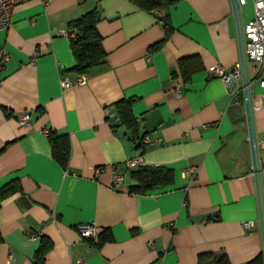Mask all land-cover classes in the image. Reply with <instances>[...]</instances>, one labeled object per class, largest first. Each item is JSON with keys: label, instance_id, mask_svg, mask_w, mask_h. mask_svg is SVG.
I'll list each match as a JSON object with an SVG mask.
<instances>
[{"label": "crops", "instance_id": "crops-1", "mask_svg": "<svg viewBox=\"0 0 264 264\" xmlns=\"http://www.w3.org/2000/svg\"><path fill=\"white\" fill-rule=\"evenodd\" d=\"M94 10L107 59L80 75L70 24ZM170 12L174 30L153 51L165 24L132 0H20L0 32V190L21 187L0 209V264H37L43 239L44 264H200L209 254L247 264L264 254L243 79L235 103L209 72L241 65L232 0H179ZM254 15L249 0L244 26ZM183 61L199 67L188 81ZM250 73L264 187L261 67L250 63ZM122 101L133 102L139 140L122 123ZM51 131L71 138L68 169L53 157ZM138 157L173 169L175 182L131 193L139 168L127 163ZM85 223L110 239L85 240Z\"/></svg>", "mask_w": 264, "mask_h": 264}, {"label": "trees", "instance_id": "trees-1", "mask_svg": "<svg viewBox=\"0 0 264 264\" xmlns=\"http://www.w3.org/2000/svg\"><path fill=\"white\" fill-rule=\"evenodd\" d=\"M138 4L143 10L155 15L161 22L165 24L166 38L163 42L155 45L153 51L161 49L165 41L170 38L174 30L171 21V7L179 0H132ZM100 14L97 10L91 11L83 17L73 21L70 24V35H75L72 38V47L77 59V65L73 71L80 75L89 74L90 71L106 62L107 53L103 47V37L98 30ZM199 67H186V62H181V71L186 81L190 80L191 75ZM132 101H122L117 104L119 116L122 123L126 125L132 133L134 140H139V123L136 120ZM52 153L54 159L65 169H68L72 154L71 138L69 134H58L51 131L49 133ZM132 178L135 184L130 187L131 193L145 195L157 188L167 187L175 182V173L173 169L166 167H139L132 173ZM21 190L18 181L6 185L0 190V209L5 200L15 195ZM108 234H100L98 242L92 244L102 245L108 241ZM51 245L43 239L41 249L37 257V264H44L45 255ZM200 264H232L227 255L215 256L212 254L204 255L200 259ZM247 264H264V254H261L255 260Z\"/></svg>", "mask_w": 264, "mask_h": 264}, {"label": "built area", "instance_id": "built-area-1", "mask_svg": "<svg viewBox=\"0 0 264 264\" xmlns=\"http://www.w3.org/2000/svg\"><path fill=\"white\" fill-rule=\"evenodd\" d=\"M49 3L51 0H43ZM255 6V15L244 26V33L246 39L247 56L250 63H254L261 67V73L258 78L259 85L264 88V0H253ZM20 0H0V32L5 31L11 27L12 15ZM241 6L247 5L248 0H240ZM72 36V35H71ZM75 37V35H73ZM212 75H215L223 80L225 86L233 97V102L239 103V97L242 94L239 83L242 81V67L237 65L233 70H228L222 65L218 64L209 69ZM87 82L86 77H82L79 84L84 85ZM63 86L71 88L73 85L68 79H63ZM20 124L22 127L31 126V115L24 113L20 116ZM145 143H149V139H145ZM264 148V145H262ZM129 169L134 170L144 166L142 157H138L127 163ZM197 168L191 167L186 170L185 177L187 179L195 180ZM247 228L254 226L253 223H246ZM78 230L82 237L91 242H98L100 239V232L96 223H85L78 225Z\"/></svg>", "mask_w": 264, "mask_h": 264}, {"label": "water", "instance_id": "water-1", "mask_svg": "<svg viewBox=\"0 0 264 264\" xmlns=\"http://www.w3.org/2000/svg\"><path fill=\"white\" fill-rule=\"evenodd\" d=\"M233 9L237 22L238 38L241 53V67H242V78L244 85V99L245 108L248 119L250 142L252 147L253 155V169L256 177L257 192L260 207V222L264 241V187H263V168L261 164L260 156V143L257 136V128L255 121V106H254V95H253V85L254 79L251 77L250 73V62L247 56L246 39L244 33V23L242 18V6L240 0H232Z\"/></svg>", "mask_w": 264, "mask_h": 264}, {"label": "rangeland", "instance_id": "rangeland-1", "mask_svg": "<svg viewBox=\"0 0 264 264\" xmlns=\"http://www.w3.org/2000/svg\"><path fill=\"white\" fill-rule=\"evenodd\" d=\"M249 1V0H248Z\"/></svg>", "mask_w": 264, "mask_h": 264}]
</instances>
